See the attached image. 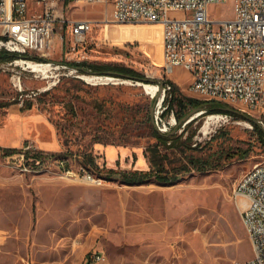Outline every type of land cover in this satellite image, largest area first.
Instances as JSON below:
<instances>
[{
	"label": "rangeland",
	"instance_id": "obj_1",
	"mask_svg": "<svg viewBox=\"0 0 264 264\" xmlns=\"http://www.w3.org/2000/svg\"><path fill=\"white\" fill-rule=\"evenodd\" d=\"M65 13L72 21H91L93 30L78 49L57 50L45 75L18 61L25 58H0V130L11 125L12 113L43 116L21 145L35 138L55 140V161L72 160L73 169L82 164L80 172L89 171L106 182L97 186L66 179L55 170L22 175L4 159L18 151L0 148V264H88L93 251L105 255L106 261L98 264H232L251 259L253 247L241 216L246 201L233 193L243 173L264 164V143L252 123L239 115L212 121L206 115L187 130L184 138L194 134L193 143L201 145L195 154L200 157L216 158L238 150L245 154L244 158L232 155L221 170L191 172L168 185L155 180L135 185L108 180L104 165L107 170H148L145 153L157 143L153 129L170 132L179 122L173 113L162 117L163 94L156 120L152 118L155 98L141 82L71 72L73 68L64 70L62 63L125 66L140 73L144 84L160 88L167 81L177 87V96L195 97L188 90L186 71L166 77L157 25L116 23L110 3L73 0ZM233 16V0L210 7L212 19ZM68 36L72 37L70 30ZM84 75L115 80L90 84L82 79ZM90 154L98 167L85 164ZM182 158L178 155V164Z\"/></svg>",
	"mask_w": 264,
	"mask_h": 264
},
{
	"label": "built area",
	"instance_id": "obj_2",
	"mask_svg": "<svg viewBox=\"0 0 264 264\" xmlns=\"http://www.w3.org/2000/svg\"><path fill=\"white\" fill-rule=\"evenodd\" d=\"M76 1L113 4L116 23L157 25L162 32L163 70L167 78L176 69H183L189 75L188 90L193 97L233 106L255 117L264 129V0H233L234 16L228 20L210 17L211 6L225 5L228 0ZM67 4L68 0H0V53L17 54L25 58L22 60L26 66L31 62L51 67L57 50L63 53L68 46L76 50L85 45L93 23L68 19ZM177 14L184 16L175 17ZM61 67L69 70L66 63ZM73 69L71 72H79ZM172 87L170 82L164 84L163 102ZM229 117L233 118L220 115L223 120ZM17 151L16 155H4V159L8 167L22 175L55 170L66 179H83L97 186L106 182L89 171L80 172L82 164L73 169L72 160L55 161L58 152L41 149L34 142L25 143ZM233 195L246 201L241 216L253 257L232 264H264V164H256L243 173ZM105 261L103 253L93 251L88 264Z\"/></svg>",
	"mask_w": 264,
	"mask_h": 264
},
{
	"label": "trees",
	"instance_id": "obj_3",
	"mask_svg": "<svg viewBox=\"0 0 264 264\" xmlns=\"http://www.w3.org/2000/svg\"><path fill=\"white\" fill-rule=\"evenodd\" d=\"M73 0H68L70 3ZM0 58L4 60H15L18 58L17 54L3 52L0 53ZM66 65L77 69L79 72L86 73L91 72V74H109L113 77H138L144 79V77L125 66L108 64V63H99V62H67ZM164 84H167V81H164ZM177 87L173 85L172 92L167 93L164 104L166 105L165 110L162 114L167 116L171 113L174 114L176 120L180 122L182 118L195 107L206 106L209 110L208 112L202 114V116L211 115V114H228L235 117V115L230 112H224L219 109V107L225 104L210 103L208 101H203L195 98L177 96L175 94ZM31 104L28 105V109H31ZM196 118L190 123H188L183 132L179 135L178 133L171 134L172 131L166 133H160L156 128L153 129V136L156 138L157 143L150 146L146 150V156L149 162V169H130V170H114L106 169L103 167V171L106 174L108 180L121 181L127 185L142 184L146 181L155 180L160 184H174L180 181L184 175L191 172H209L214 170H221L226 165V161L229 158H232V155H235L239 158H244L245 154L241 153V150L231 151L222 153L216 158H205L196 155L195 153L199 150L200 144L193 143L194 134L191 136L185 135L187 130L200 118ZM160 117L158 123L160 124ZM161 125V124H160ZM257 133L260 135L261 142L264 143V130L258 124L252 123ZM167 131L168 125L163 126ZM182 127H179L181 129ZM10 150L11 152L15 149H5ZM178 155H181L183 158L181 163L178 164L180 159H177ZM176 162V163H175ZM85 164L94 165L98 167L97 158L93 157L92 154L85 156Z\"/></svg>",
	"mask_w": 264,
	"mask_h": 264
},
{
	"label": "crops",
	"instance_id": "obj_4",
	"mask_svg": "<svg viewBox=\"0 0 264 264\" xmlns=\"http://www.w3.org/2000/svg\"><path fill=\"white\" fill-rule=\"evenodd\" d=\"M176 70H178V72L181 71V69ZM10 118L9 120L13 123L11 122V125L0 130V148L17 150L24 144L21 145L22 141L25 138H29L32 134V127L38 125L39 121L44 117L35 115L20 116L18 113H12ZM33 140L38 147L44 150L54 151L58 148V143L55 140L48 141L40 138H35ZM110 155L113 156L114 154Z\"/></svg>",
	"mask_w": 264,
	"mask_h": 264
},
{
	"label": "water",
	"instance_id": "obj_5",
	"mask_svg": "<svg viewBox=\"0 0 264 264\" xmlns=\"http://www.w3.org/2000/svg\"><path fill=\"white\" fill-rule=\"evenodd\" d=\"M124 79H130L132 81H135V82H141V83H145L146 82V79H142V78H138V77H128V76H124L123 77ZM164 89V83L161 84V87H160V93L159 95L154 99L153 103H152V107H151V116L153 119H155V110H156V106L159 104V101H160V98H161V95H162V91ZM219 104V103H218ZM219 109L223 110L224 112H230V113H233L235 115H239L241 117H244L245 119H247L249 122L251 123H255V124H258V121L246 114H243L241 112H239L238 110L234 109L233 107L229 106V105H223L221 107H219ZM208 108L206 106H199V107H195L193 108L192 110H190L183 118L182 120L179 122V125L178 127H176L175 130H173L171 132V134H175L178 132L179 130V127H184L186 126L188 123H190L191 121H193L194 119L200 117L202 114L208 112ZM158 127V126H157ZM158 131L160 133H162L159 128H157Z\"/></svg>",
	"mask_w": 264,
	"mask_h": 264
},
{
	"label": "bare ground",
	"instance_id": "obj_6",
	"mask_svg": "<svg viewBox=\"0 0 264 264\" xmlns=\"http://www.w3.org/2000/svg\"><path fill=\"white\" fill-rule=\"evenodd\" d=\"M18 61L23 62V60H18ZM18 61H16L15 63H17ZM24 65H26V64L24 63ZM27 66H28L29 69L32 70V72L39 73V74L41 73V74H44V75L47 73V71L49 69V66H47V65L41 67V66H39L37 64H34V63H31V62H29ZM82 79L85 80L86 82L90 83V84H97L96 82L101 81V80H104V81H113V80H115L114 78H103V77L85 76V75L82 76ZM104 83H108V82H104ZM99 84H102V83L99 82ZM139 85L142 86L145 89L146 93L151 95L153 98H156L159 95V93H160V88H159L158 85H149L147 83L146 84L140 83ZM218 118H220V116H218V115H210L208 117V121H212V120H215V119H218ZM171 126L173 127L174 123H172Z\"/></svg>",
	"mask_w": 264,
	"mask_h": 264
}]
</instances>
